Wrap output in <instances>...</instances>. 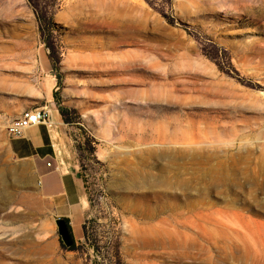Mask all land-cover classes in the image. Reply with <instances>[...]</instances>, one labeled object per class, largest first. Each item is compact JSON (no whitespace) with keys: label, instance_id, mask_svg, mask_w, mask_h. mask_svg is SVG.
I'll list each match as a JSON object with an SVG mask.
<instances>
[{"label":"rangeland","instance_id":"374dc122","mask_svg":"<svg viewBox=\"0 0 264 264\" xmlns=\"http://www.w3.org/2000/svg\"><path fill=\"white\" fill-rule=\"evenodd\" d=\"M120 1L134 33L119 0H0V264H264V0ZM53 94L90 201L74 250L7 134Z\"/></svg>","mask_w":264,"mask_h":264},{"label":"crops","instance_id":"0c3cea01","mask_svg":"<svg viewBox=\"0 0 264 264\" xmlns=\"http://www.w3.org/2000/svg\"><path fill=\"white\" fill-rule=\"evenodd\" d=\"M41 108L48 112L47 122L27 129L21 138L13 140L12 151L34 165L45 212L66 220L74 241H81L90 201L78 153L68 125L54 102V94Z\"/></svg>","mask_w":264,"mask_h":264},{"label":"bare ground","instance_id":"6f19581e","mask_svg":"<svg viewBox=\"0 0 264 264\" xmlns=\"http://www.w3.org/2000/svg\"><path fill=\"white\" fill-rule=\"evenodd\" d=\"M137 11H138V8H137V5H135V2L133 4L130 2L129 3H126L123 1L121 2L119 0L118 4H116V9L113 10V12L109 13L108 16L113 21H116L117 29H119L121 33L123 32L125 33L133 32L134 33V31L137 30L138 20H139ZM29 112H32V110H26L23 113H29Z\"/></svg>","mask_w":264,"mask_h":264},{"label":"built area","instance_id":"2783aa9c","mask_svg":"<svg viewBox=\"0 0 264 264\" xmlns=\"http://www.w3.org/2000/svg\"><path fill=\"white\" fill-rule=\"evenodd\" d=\"M48 120V112L43 108L32 109V112L22 113L7 126V134L11 139H19L24 132L36 125L44 124ZM50 166V164H48Z\"/></svg>","mask_w":264,"mask_h":264},{"label":"water","instance_id":"95a60500","mask_svg":"<svg viewBox=\"0 0 264 264\" xmlns=\"http://www.w3.org/2000/svg\"><path fill=\"white\" fill-rule=\"evenodd\" d=\"M55 224L57 226L58 235L60 236L62 243L67 249H70L75 241L67 222L64 219L56 218Z\"/></svg>","mask_w":264,"mask_h":264},{"label":"trees","instance_id":"16d2710c","mask_svg":"<svg viewBox=\"0 0 264 264\" xmlns=\"http://www.w3.org/2000/svg\"><path fill=\"white\" fill-rule=\"evenodd\" d=\"M36 16H37V21H38V23H39L40 33H41L42 37H44L45 31H46V29L48 28V27H47V26H48V23L46 22V20L44 19V17L41 16V15L39 14L38 11H36ZM49 58H50V61H51V63H52V67H53V69H54L55 66H54V62H53V57L50 55ZM54 100H55V95H54ZM56 105H57V107H58V109H59V111H60V114L62 115V118H63L64 122H65L66 124L70 123V122L67 121V119H66V115H67V112H66V111H67V109L64 108V107H62V106H60L58 103H56ZM65 221H66V220H65ZM66 222H67V221H66ZM67 224H68V222H67ZM68 226H69V224H68ZM69 229H70V226H69ZM83 229H84V233H85V225H84ZM70 231H71V229H70ZM75 247H76V244L74 243L73 246H72L70 249H71V250H74Z\"/></svg>","mask_w":264,"mask_h":264}]
</instances>
